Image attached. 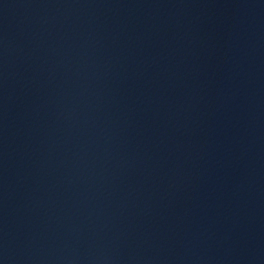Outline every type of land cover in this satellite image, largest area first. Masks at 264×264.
Instances as JSON below:
<instances>
[{
    "label": "water",
    "instance_id": "1",
    "mask_svg": "<svg viewBox=\"0 0 264 264\" xmlns=\"http://www.w3.org/2000/svg\"><path fill=\"white\" fill-rule=\"evenodd\" d=\"M0 264H264V0H0Z\"/></svg>",
    "mask_w": 264,
    "mask_h": 264
}]
</instances>
